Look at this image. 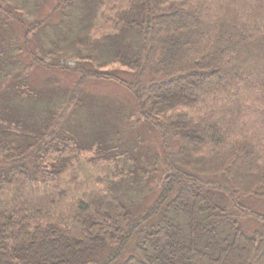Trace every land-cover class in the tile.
<instances>
[{
  "label": "trees",
  "instance_id": "obj_1",
  "mask_svg": "<svg viewBox=\"0 0 264 264\" xmlns=\"http://www.w3.org/2000/svg\"><path fill=\"white\" fill-rule=\"evenodd\" d=\"M49 1L0 0V264H264V0Z\"/></svg>",
  "mask_w": 264,
  "mask_h": 264
},
{
  "label": "rangeland",
  "instance_id": "obj_2",
  "mask_svg": "<svg viewBox=\"0 0 264 264\" xmlns=\"http://www.w3.org/2000/svg\"><path fill=\"white\" fill-rule=\"evenodd\" d=\"M51 1V2H50ZM50 6L53 7L57 0H50ZM46 12H42L41 10V14L44 15ZM57 15V14H56ZM56 15L54 16V20L55 21V24H58V23H61L62 21V18L61 16L59 17H56ZM72 19V18H71ZM74 29V27H71V29ZM65 30H68V29H65ZM69 43H74V41H68ZM31 47L34 49V50H38V45L36 44H31ZM79 58L83 57V56H78ZM68 60H72L70 63L74 64L75 62L77 63V60H73V59H69V57H66ZM62 59H65V58H62ZM47 62H55L52 57H49L46 59ZM63 61V60H61ZM41 72V71H39ZM42 73V72H41ZM36 75V73H35ZM60 76V85L63 86V85H70L71 82L73 80H75L76 78V75H70V76H67V75H62V74H57V76ZM105 83L103 82H94L91 86H88L87 89H89V92L96 96L97 98H102L104 100H110V95L111 96H115L116 94H121L119 93L117 90L115 89H111L113 88L112 85H110V88L107 86V85H104ZM106 89H110V91L106 90ZM69 109H71L70 107H68ZM140 131V130H139ZM146 141L148 143H150L151 145L155 146L156 147V150L159 152L161 151V147H160V143H159V135L157 132H150V134H148L146 137ZM96 155L97 153L95 151H83V153L81 154V157L79 158V162H82L84 163L89 171H91L88 176L90 178H96L98 176H102V174H106L107 171L109 170L108 168L106 169H102L100 168L102 163L104 162V159L102 158H98L96 159ZM92 160V161H91ZM145 161V157L143 155H141V162L143 163ZM153 183H154V186H158V179H154L153 180ZM153 186V187H154ZM142 206H144V203L142 204ZM256 208H258L259 210L261 211H264V200L260 201V202H257L255 204ZM242 219V218H241ZM244 219V218H243ZM249 223L251 224H254L251 220L248 221Z\"/></svg>",
  "mask_w": 264,
  "mask_h": 264
}]
</instances>
